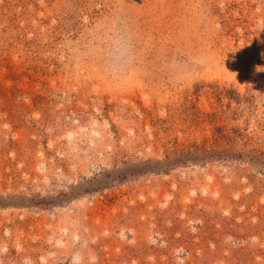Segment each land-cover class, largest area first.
I'll list each match as a JSON object with an SVG mask.
<instances>
[{"label":"rangeland","instance_id":"rangeland-1","mask_svg":"<svg viewBox=\"0 0 264 264\" xmlns=\"http://www.w3.org/2000/svg\"><path fill=\"white\" fill-rule=\"evenodd\" d=\"M0 264H264V0H0Z\"/></svg>","mask_w":264,"mask_h":264}]
</instances>
